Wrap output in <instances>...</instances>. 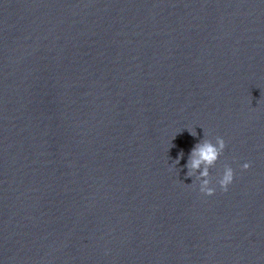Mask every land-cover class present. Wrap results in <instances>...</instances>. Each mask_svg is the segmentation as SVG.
<instances>
[{
  "label": "clouds",
  "instance_id": "9594fccd",
  "mask_svg": "<svg viewBox=\"0 0 264 264\" xmlns=\"http://www.w3.org/2000/svg\"><path fill=\"white\" fill-rule=\"evenodd\" d=\"M192 136H196V131H189ZM226 148L225 140L222 137L217 136L215 143L210 140L204 139L196 143L191 149L188 162L185 165L189 171L188 176H193L197 170L199 175V191L207 196L215 194L216 189L211 186V178L209 169L216 165V162L223 154ZM183 152L179 154V157L175 160L176 164H179L181 158H183ZM243 169L247 170L250 167L249 163H245ZM234 171L232 167L225 165L224 170L217 183L222 191H227L229 186L233 183Z\"/></svg>",
  "mask_w": 264,
  "mask_h": 264
}]
</instances>
